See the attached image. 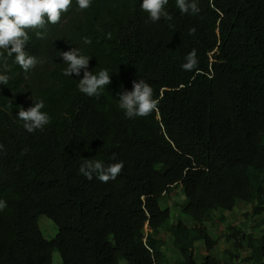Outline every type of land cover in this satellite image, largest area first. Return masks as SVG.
Returning <instances> with one entry per match:
<instances>
[{
  "label": "trees",
  "instance_id": "trees-1",
  "mask_svg": "<svg viewBox=\"0 0 264 264\" xmlns=\"http://www.w3.org/2000/svg\"><path fill=\"white\" fill-rule=\"evenodd\" d=\"M139 3L93 0L84 11L73 3L45 39L29 32L26 48L45 57L43 65L25 73L8 60L9 82L0 85V199L8 205L0 212V264H52L53 250L60 264H166L159 235L169 209L160 199L177 187L192 225L178 220L168 229L175 264H197L198 240L207 249L201 264H264V0H199L194 16L169 0L171 21L155 24ZM75 46L91 56L89 71L114 72L99 99L79 92L83 72L61 74L59 55ZM192 50L199 65L185 72ZM138 79L160 103L130 120L118 93ZM38 98L52 122L28 133L15 115ZM85 159L124 167L114 180L89 181L79 174ZM239 201L251 205L258 236L230 227L233 249L219 259L203 224ZM41 215L56 225L51 239L38 226Z\"/></svg>",
  "mask_w": 264,
  "mask_h": 264
},
{
  "label": "clouds",
  "instance_id": "clouds-1",
  "mask_svg": "<svg viewBox=\"0 0 264 264\" xmlns=\"http://www.w3.org/2000/svg\"><path fill=\"white\" fill-rule=\"evenodd\" d=\"M75 3L80 11L89 9L93 0H0V85H7L9 75L7 74V62L12 60L13 64L19 66L25 73L31 72L37 66L46 62L45 57H37L31 54L26 46L29 44L30 31H35L40 39H45L49 25H58L62 16L67 14ZM169 0H140L139 8L147 13V22L153 24L161 20L171 21L172 17L168 11ZM175 7L181 15H197L201 9L199 0H175ZM195 29L190 30L194 34ZM106 38L111 39L112 33H106ZM84 45H91L92 40L82 37ZM62 63L66 65L62 69V76L72 78L83 72V77L78 79L77 88L83 95L99 99L111 83L114 74L109 68H102L98 72L89 71L90 55L84 53L80 47H72L68 51H62L59 55ZM181 68L185 72L197 69L199 60L195 50L184 57ZM118 108L127 119H136L150 116L158 111L159 99L155 97L152 86L144 79L134 80L130 91L123 90L118 93ZM11 105L7 108L11 109ZM46 109L43 98L33 100V105L24 109L20 107L15 115L18 123L28 133L44 131L52 122V117ZM4 146L0 144V152ZM115 159V157H113ZM124 164L122 161L106 164L96 159H85L80 167L79 174L91 181L93 178L101 182L114 180L121 173ZM8 207L7 201L0 199V212Z\"/></svg>",
  "mask_w": 264,
  "mask_h": 264
},
{
  "label": "rangeland",
  "instance_id": "rangeland-1",
  "mask_svg": "<svg viewBox=\"0 0 264 264\" xmlns=\"http://www.w3.org/2000/svg\"><path fill=\"white\" fill-rule=\"evenodd\" d=\"M185 203V198L180 187L174 188L168 195H164L160 199V206L162 208L169 209V218L167 222L160 229V237L164 240L163 251L166 255V264H175L179 259V253L172 245V238L168 232L171 224L176 223L178 220H182L188 226L192 225V220L181 212V207ZM38 226L42 231L43 236L46 239H51L56 234V225L54 222L45 215H41L38 218ZM204 227L207 229L209 235L216 240L215 247L210 253L219 258L224 259L225 249H233L231 241L226 239L230 227H236L242 231L253 232L258 236L257 229L254 228V220L251 216V205L239 201L234 206L233 210H221L214 211L211 221L205 222ZM147 226H145V232H148ZM207 249L203 240H198L194 243L193 258L197 264H201L203 257L206 255ZM249 251L247 248L241 250V256H247ZM52 264H60L61 257L57 250H53L51 254ZM119 264H127L124 259Z\"/></svg>",
  "mask_w": 264,
  "mask_h": 264
}]
</instances>
